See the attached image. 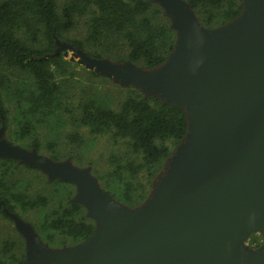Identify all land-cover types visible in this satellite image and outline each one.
<instances>
[{
  "label": "water",
  "instance_id": "95a60500",
  "mask_svg": "<svg viewBox=\"0 0 264 264\" xmlns=\"http://www.w3.org/2000/svg\"><path fill=\"white\" fill-rule=\"evenodd\" d=\"M158 1L179 37L158 68L118 66L57 44L71 61L186 106L188 139L153 201L126 210L88 170L12 146L1 128L0 156L73 183L74 201L95 223L91 238L54 250L8 212L26 238L20 264H264V249L245 245L252 232H264V0H250L235 21L210 31L186 0Z\"/></svg>",
  "mask_w": 264,
  "mask_h": 264
},
{
  "label": "trees",
  "instance_id": "16d2710c",
  "mask_svg": "<svg viewBox=\"0 0 264 264\" xmlns=\"http://www.w3.org/2000/svg\"><path fill=\"white\" fill-rule=\"evenodd\" d=\"M191 8L201 9L208 22L235 21L243 13L242 0H186ZM150 0H65L61 11L57 0H4L0 2V128L10 125L9 110L6 106L3 88V72L9 67L26 73L31 83L28 84L26 97L21 101L27 117L22 123V136L31 134L35 116L53 113L62 106L61 88L58 76L66 64L64 52L59 50L57 40H65L75 49L85 51V41L67 40L64 33L72 30L77 17L92 10L88 22L86 41L95 42L107 32L122 33L130 46L128 59L143 61L147 69L160 67L167 61L174 49L175 35L168 27L154 24L148 17ZM89 54V53H88ZM101 57L99 54H89ZM135 95L128 97L116 111L95 102L84 103L80 121L90 126L96 134L112 132L115 138H129L134 153L140 154L142 161L135 164L128 161L122 169L141 172L168 157L169 149L160 144L169 138L180 142L187 134L189 121L185 107L174 105L156 96L145 97L133 89ZM8 131V130H7ZM72 142L78 141L77 135L71 134ZM32 146L39 148L38 141ZM54 152V149H53ZM58 159L57 156H52ZM11 163L17 159H3ZM29 167V165H27ZM0 173V212L16 211V203L24 209L45 205V197L29 198L26 194L12 193ZM152 175H149L151 178ZM125 198L133 200L130 183L126 184ZM15 201V202H14ZM84 206L72 203L69 207L48 217L43 223L46 230L57 231L77 241L91 238L95 233V223L81 214ZM81 214V215H80ZM261 245L257 242L256 246ZM12 242L3 246L10 251ZM12 250V249H11ZM11 258L15 256L10 255ZM25 258L17 260L21 263ZM4 264L6 261L0 259Z\"/></svg>",
  "mask_w": 264,
  "mask_h": 264
},
{
  "label": "rangeland",
  "instance_id": "374dc122",
  "mask_svg": "<svg viewBox=\"0 0 264 264\" xmlns=\"http://www.w3.org/2000/svg\"><path fill=\"white\" fill-rule=\"evenodd\" d=\"M150 1L151 7L148 17L154 24L168 27L174 32L173 52L179 38L177 30L173 27V19L158 0ZM249 1L242 0L243 11H247ZM64 2L65 0H57L59 11H61ZM191 11L197 22L208 31L230 23V21L225 24L208 22L201 9L192 8ZM93 13L91 10L87 14L77 17L75 27L64 33V37L67 40L85 41V53L87 55L99 54L101 56L89 55L91 58L106 60L118 66L127 64L145 70L143 61L133 62L128 59L130 46L122 33L107 32L95 42L86 41L88 22ZM61 51L64 52L63 49ZM68 51L69 55L74 52L73 49H68ZM80 57L79 55L77 59ZM64 58L71 64L64 66V71L57 79L61 88L62 98L60 102L62 106L48 116L43 114L35 116L36 120L43 121L34 123L31 134L26 137L22 136V123L31 115L24 109L26 103L21 106V101L26 97L28 84L30 85L31 81L28 75L19 69L9 67L3 72L5 83L3 94L10 117L9 128L4 129V139L12 146L17 145L29 151L35 149L40 155L55 162L69 161L73 168L88 170L90 175L97 180L100 188L126 210L145 207L153 201L163 186L171 165L181 146L188 139L189 133L178 143L172 138L159 142L168 147L169 154L156 165L146 167L147 169L144 168L139 173L127 170V168H125L126 170L122 169V165L128 161H134L135 164L140 163L142 161L141 155L132 151L129 138H115L110 131L100 134L93 133L90 126L80 121L83 104L95 102L118 111L128 97L135 95L133 89L145 97H160L153 93H145L135 84L123 83L99 74L77 61H71L69 56H64ZM185 108L187 107L185 106ZM187 112L189 113V110ZM74 133L79 140L72 142L70 135ZM34 140L38 141V149L32 146ZM52 156H57L58 159H54ZM3 159H8V157L0 156V173L3 170L7 171L2 178L10 189L8 195L18 192L26 194L29 198L42 196L47 199L45 205L28 209H24L18 202L16 203V211L12 213L32 225L34 231L51 249L72 248L83 242L84 240L77 241L66 235H61L57 231L46 230L43 226L46 219L51 216L55 217V213L59 212L62 207H69L72 203H76L74 201L77 194L76 186L61 179H50L42 170L30 165L28 167V164L22 163L18 159L13 163ZM149 175H152L151 178ZM127 183H130L132 188L133 200L125 198L124 190ZM156 204L157 202L153 204L152 208L157 206ZM81 214L85 215L86 219H91L87 216L85 207ZM7 241L12 242V250L5 252L3 246ZM257 242H261V245L256 246ZM245 245L252 252L264 249V232H252L245 239ZM22 253H25L24 261L27 255L25 236L17 228L13 218L0 212V259L8 264H20L17 263V260L22 258ZM10 255L15 256V258H11ZM0 264L4 263L0 261Z\"/></svg>",
  "mask_w": 264,
  "mask_h": 264
}]
</instances>
